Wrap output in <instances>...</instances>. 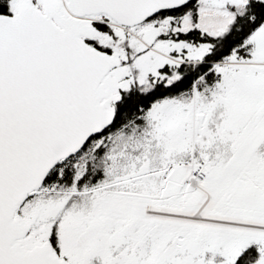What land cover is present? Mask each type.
<instances>
[{
	"label": "snow or ice",
	"instance_id": "6c2138e0",
	"mask_svg": "<svg viewBox=\"0 0 264 264\" xmlns=\"http://www.w3.org/2000/svg\"><path fill=\"white\" fill-rule=\"evenodd\" d=\"M0 264H264V0H0Z\"/></svg>",
	"mask_w": 264,
	"mask_h": 264
}]
</instances>
